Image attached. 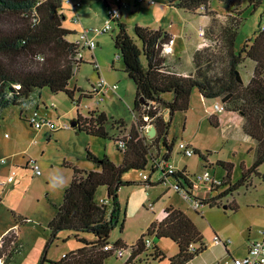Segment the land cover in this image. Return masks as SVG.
<instances>
[{"label":"trees","instance_id":"16d2710c","mask_svg":"<svg viewBox=\"0 0 264 264\" xmlns=\"http://www.w3.org/2000/svg\"><path fill=\"white\" fill-rule=\"evenodd\" d=\"M153 1L154 4H151L150 0L138 2L154 6L156 0ZM219 1L227 6L230 13L226 17L225 25L221 27L219 34L210 31L213 40H209L207 46L194 53V72L180 75L170 71L164 52L165 46L171 39L175 40V37L162 29L151 30L135 26L137 41L134 40L128 34L126 25L120 21L121 11L127 8L128 4L124 0L121 3L116 1L118 6L110 8L107 0H104V5L110 12V19L107 20L111 25L109 32L112 31V23L119 22V33L114 38V43L123 62L124 72L136 88L134 111L139 114L142 126L147 124L145 119H148L157 133L155 138L148 142L147 138L133 127L128 136L121 137L120 133L123 131L120 130L125 126L124 123L110 120L106 113L91 111L87 117L79 115V126L73 130L118 143L122 162L117 165L108 157L99 159L87 150V159L97 165V170L87 172L67 166L73 168V176L64 192L62 203L57 206L56 214L48 225L49 244L58 240L61 232L69 231L79 246L63 255L59 261H49L45 251L40 264H105L114 254L121 259L125 256L126 245L122 242L112 244L110 236L120 217L119 191L135 184L123 180L129 172L141 173L150 166L152 174H161L158 184L170 183V180L174 179L176 184L170 185L181 195H190L195 190L198 175L191 176L187 169H177L169 163L176 138L174 137L171 143L168 141L174 117L181 114L186 119L195 90L204 99L220 101L226 113L239 114L244 120L245 136L256 144L254 163L248 169L244 167L243 178L237 186H243L254 174L258 175L259 168L264 165V26L255 32L253 40L236 52V40L244 24L243 0ZM246 1L247 7L253 11L264 2ZM63 2L65 1L0 0V116L10 108H19L21 118L25 117L28 121L27 112L39 111L44 90L55 95L64 93L73 101L77 90H71L69 86L75 70L84 62L81 49H88L93 53L99 45L95 38L109 32H95L97 29L101 30L104 25L93 31L84 30L82 34L88 31L90 39L95 41L96 47L93 50L81 40L82 34L79 40L71 42L69 37L75 32L64 26L66 17L63 14ZM210 2L211 0H171L170 7L192 14L203 11L205 15L210 16L215 13L210 10ZM71 4L74 10L81 6V3ZM112 10L119 11V17H112ZM74 21L78 23L79 18L75 17ZM79 55L82 59H78ZM92 60L98 76L104 78L94 55ZM247 60L254 64V70L249 84L246 85L240 67ZM82 97L94 99V94L89 91ZM140 99L148 106L142 105ZM80 101L81 99L78 103ZM110 122L111 130H117L114 134L108 129ZM209 122L214 128H219V122L214 116L209 117ZM187 145L194 151L191 157L199 155L205 159L200 151ZM153 148L164 150L160 158L152 156ZM179 153L188 157L180 149ZM158 161L172 165L173 173L169 174L165 169H161ZM219 165L227 171L226 180L215 186L210 193L228 185L229 188L217 199L208 197L203 200V207L208 205L212 209L220 208L219 201L237 190V187H232L230 183L232 164L220 162ZM141 176L145 180V186L155 185L151 176L142 173ZM101 189L106 190V196L99 199ZM202 189H205V186ZM184 200L192 208L190 201L185 198ZM203 207L199 210L192 209L200 213ZM229 209L233 213L237 211L235 208ZM13 218L18 228L25 226L26 221L15 215ZM17 238L15 232H10L0 240V264H13L15 255L21 250V243ZM150 238L158 242L171 241L178 249V254L168 258ZM130 249L131 254L126 264L150 260L161 264H188L206 250V245L204 236L194 221L183 210L169 206L164 211L163 220L152 223ZM120 252L123 254L121 257ZM141 257L144 259L141 260Z\"/></svg>","mask_w":264,"mask_h":264},{"label":"rangeland","instance_id":"374dc122","mask_svg":"<svg viewBox=\"0 0 264 264\" xmlns=\"http://www.w3.org/2000/svg\"><path fill=\"white\" fill-rule=\"evenodd\" d=\"M64 1L63 14L66 17L64 26L75 32L69 37L71 42L79 40L84 30L93 31L101 28L110 19V12L104 5V0ZM124 1L128 7L122 9L120 21L126 25L130 37L137 41L135 26L151 30L162 29L172 33L176 44L174 51L167 55V66H175V57L182 56L187 62L185 70L189 69L193 51L198 47L202 49L207 46L213 40L210 31L219 34L221 27L226 23V17L230 14L227 6L219 0H211L210 10L215 13L210 16L205 15L203 11L192 14L170 7L171 0H156L154 6L139 3V0ZM71 3H81V6L74 10ZM107 3L110 8L118 6L115 0H107ZM247 6V1L243 0L244 24L236 40V52L253 40L255 32L264 26V2L256 11ZM200 16L209 20L208 28L203 27L204 30L206 29L205 38L199 37L202 25ZM75 17L79 18L78 23L74 21ZM118 33L119 22H113L111 32L95 38L99 45L93 53L88 49H81L84 62L75 70L69 86L71 90L75 88L77 90L73 101L64 93L55 95L48 90L43 91L39 113L48 124L41 131L35 130L25 117L21 118L19 108H10L0 116V162L5 161L0 166V235L9 224L16 223L14 215L26 221L25 226H20L18 230L21 252L15 255L13 264H40L45 251L49 261H59L63 255L78 248L77 241L69 231L61 232L58 240L49 244L48 225L56 214L57 206L62 203L64 192L73 176V168L67 166L87 172L97 170V165L87 159V150L99 159L108 157L117 165L122 162L118 143L76 133L70 126L74 119L79 115L87 117L91 111L104 112L110 120L124 123L125 126L120 130L123 131L120 133L121 137L128 136L134 127L147 138L148 142L155 138L148 137L150 128L154 127L151 122L145 119L147 124L142 126L139 114L134 111L136 88L124 72L119 51L115 48L114 38ZM93 55L102 77L110 84L118 85V90L108 92L100 105H97L96 99L82 97L99 80L92 64ZM253 70L254 64L249 60L240 67L246 85L251 80ZM170 71L178 73L180 69H170ZM219 102L205 100L198 91L193 92L186 119L181 114H176L174 117L168 141L171 143L175 137L176 142L169 163L177 169H187L191 176L202 175L208 171L213 178L221 182L226 180L227 171L219 163L232 164L230 183L232 187H237V190L219 201L220 208L212 209L205 205L202 212L198 213L170 185V183L176 184L174 179H171L170 183L158 184L161 174L160 172L152 174L149 166L141 173L151 176L155 185L145 186L143 184L145 180L140 172H129L123 180L135 184L123 187L119 191L120 217L110 236L112 244L122 242L126 245L125 256L121 259L114 254L105 264H126L131 254V246L146 233L152 223L163 218L164 211L169 206L183 210L194 221L203 234L205 243L218 234L221 240L231 242L229 248L232 249L233 255L241 259L245 257L250 226L257 227V232L264 226V216L261 213V208L264 207V165L259 168L258 175L254 174L243 186H237L243 178L244 167L248 169L254 163L256 144L235 136L236 132L242 133L238 126L242 122V117L236 114L231 118L226 112L217 113L214 105ZM32 113L33 111L27 112L26 117H30ZM210 115L221 121L222 118L226 119L224 121H228V129L223 125L214 128L209 122ZM108 129H112L111 122ZM116 131L111 130L113 134ZM6 134L9 138L5 137ZM181 142L200 151L205 159L199 155L189 158L179 153L178 146ZM163 152L162 148L151 150L154 158H160ZM31 162H37L40 175L33 172ZM9 177H13V182L6 183ZM226 188H229V185L210 193L209 198L217 199ZM204 194L205 191L199 188L198 196L203 199ZM105 196L106 190L101 189L98 198ZM228 202H234L239 206L241 213L232 217L231 209L222 208ZM229 224L234 227H230ZM223 233L229 236H223ZM260 239L261 237H258L255 241ZM150 240L160 244L165 251L169 252L174 248V244L169 240L160 242L152 238ZM133 264L158 263L150 260L136 261Z\"/></svg>","mask_w":264,"mask_h":264},{"label":"built area","instance_id":"2783aa9c","mask_svg":"<svg viewBox=\"0 0 264 264\" xmlns=\"http://www.w3.org/2000/svg\"><path fill=\"white\" fill-rule=\"evenodd\" d=\"M116 1L119 3L122 2V0H116ZM150 3L154 4L155 2L153 0H150ZM112 12L114 14L112 15V17H119V14H120L119 11L112 10ZM110 29H111L110 22L106 21L104 24V27L101 30L97 29L95 32L97 34H101V33L109 32ZM199 37L205 38V30L203 27H200ZM81 40H83L85 45L91 48L92 50L96 47L95 41L92 38L90 39L88 31H86L84 34L81 35ZM174 45H175V40L171 39L169 44H167L164 48V52L166 55L174 51ZM78 59H82V56L79 55ZM117 90H118V85L110 84L107 82L105 78L99 77V80L97 81V83H95L92 86V88L90 89V92L94 94V99H96L97 105H100L104 101V98L108 92H116ZM214 110L219 114L226 112L222 103L216 104L214 106ZM28 122L37 131L42 130L44 126L48 124L47 121L40 116L39 111L33 112L31 116L28 117ZM179 149L181 151H184L185 155L188 157H191L194 152L193 150L189 149L187 143H184V142H181L179 144ZM158 162H160L158 166L161 169H165L169 174L173 173L174 169L172 165H170L169 163L162 162V161H158ZM3 163H5L4 160L0 162V166ZM31 163L33 164L32 166L33 172L36 175H40L41 171H40V168L37 162H31ZM11 182H13V177H9L8 180L6 181V183H11ZM220 184H221V181L216 180L215 178L211 176L210 172L206 171L204 174L202 175L200 174L197 176L196 183H195V190L192 193H190V195H188L189 193L188 194L183 193L182 196L186 200L190 201V204L192 205L193 209L199 210L201 207H203V200L207 199L208 197L201 199L198 196V189L205 186L204 191L205 193H207V195H209L211 190L215 186H219ZM214 242L216 244L220 243L223 246L231 244L230 241H223L218 237H215ZM192 249L194 251L196 250L193 246H192ZM119 255L120 257L123 256L122 252H120ZM226 264H264V231L262 232V238L260 240L253 241L249 244L247 255L244 258L233 259L231 261H228Z\"/></svg>","mask_w":264,"mask_h":264},{"label":"crops","instance_id":"0c3cea01","mask_svg":"<svg viewBox=\"0 0 264 264\" xmlns=\"http://www.w3.org/2000/svg\"><path fill=\"white\" fill-rule=\"evenodd\" d=\"M200 17L202 19V21H201V23H202L201 27H204L205 26L206 28H208L209 20L208 19H205L204 16H200ZM169 34L172 37H174V35L172 33H169ZM200 49L201 48L198 47V48H196L193 51V53H192V59H191V64L189 66V69H186L185 70V68H186L185 67V64L187 62H186L185 58L182 57V56L175 57V63H176V65L173 66V67H169V69L177 70L179 68L180 69V72L178 71L177 74H180V75H189V73L192 74L194 72L193 55H194V53L196 51H198ZM181 71H185V72H181ZM205 100H207V99H205ZM214 101H218V100H214ZM219 103H221V102H219ZM227 114L230 115L231 118L235 116V114H230V113H227ZM210 116H214V115H210ZM214 118L219 122V128L222 127V125H223L226 129H228V124L229 123H228V121H226V122L224 121L226 119L222 118V121H221L217 117H214ZM241 121H242L241 124L240 125L238 124V126H239V128H241V132L242 133L240 134V133H237L236 132L235 133V136L241 137V138H243V140L250 141L252 143L253 141L250 140V138L246 137L245 134H244V132H243V124H244L243 118H241ZM5 137H8V135L6 134ZM204 195H205V197H209L207 195V193H205ZM230 207L237 209L236 212H234V213L232 212V215H233L232 217H236L237 215H239L241 213V208L239 206H237L234 202H231V203L228 202L227 205H224L222 208H224V210H230L229 209ZM248 208H250V207H248ZM261 213L264 216V207L261 208ZM162 220H163V218L160 221H162ZM236 225H238V224H236ZM229 226L230 227H234V225H232V224L231 225L229 224ZM18 230H19V228H18V226H16L15 223L14 224H9L7 226V228L1 233L0 240L3 237H5L7 234H9L10 232H15L16 235H17V237H18ZM261 231H264V226L262 227V229L259 232H257V227H255V226H252L251 227L250 226V234H249V237H248V240H247V243H248L247 246L248 247H249V244L251 242L255 241L258 237H261L262 238V232ZM216 236H219V235L218 234H215V236L213 237V239H210L206 243L204 242L205 245H206V250L203 253H201L200 255H198L197 257H195L188 264H226L228 261H231L233 259H241V258H238L237 255H233L232 249L229 248V245L223 246L222 244H220V245L219 244H216L214 242V239H215ZM223 236H229V235L223 233ZM17 240L19 241V237L17 238ZM157 246L162 250V252H164L167 255L168 258L174 257L176 254H178V249L175 246L169 252L168 251H165L162 247H160V244H157ZM20 252H21V250H20ZM247 252H248V248H247ZM247 252H246V254L244 256L247 255ZM153 263H158V262H153ZM158 264H160V263H158Z\"/></svg>","mask_w":264,"mask_h":264},{"label":"water","instance_id":"95a60500","mask_svg":"<svg viewBox=\"0 0 264 264\" xmlns=\"http://www.w3.org/2000/svg\"><path fill=\"white\" fill-rule=\"evenodd\" d=\"M140 102H141L142 105L148 106V104H146L143 99H140ZM70 126H71L72 129L77 128L79 126V117H77L76 119H74L71 122V125ZM156 133H157L156 128L155 127H151L150 130H149V132H148V137L152 139V138H154L156 136Z\"/></svg>","mask_w":264,"mask_h":264}]
</instances>
